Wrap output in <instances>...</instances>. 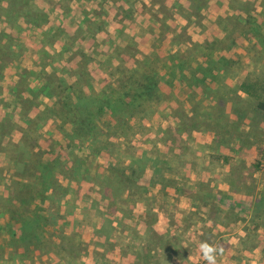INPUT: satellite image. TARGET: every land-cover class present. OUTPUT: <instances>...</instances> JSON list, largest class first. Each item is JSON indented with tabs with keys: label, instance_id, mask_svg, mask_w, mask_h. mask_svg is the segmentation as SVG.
<instances>
[{
	"label": "rangeland",
	"instance_id": "rangeland-1",
	"mask_svg": "<svg viewBox=\"0 0 264 264\" xmlns=\"http://www.w3.org/2000/svg\"><path fill=\"white\" fill-rule=\"evenodd\" d=\"M262 24L264 0H0V197L14 181L24 186L12 210L0 199V264H206L204 241L223 249L217 264H264V212L258 219L252 209L264 189V116L255 110L264 47L247 31ZM152 53L155 70L172 61L183 69L161 76L171 86L162 100L104 114L105 149L69 142L71 125L55 116L31 121L63 97L59 86L85 96L137 82ZM206 61L212 78L195 86ZM22 149L57 161L45 203L29 188L33 172L20 177ZM145 155L142 176L136 165L130 174ZM75 157L79 182L68 173ZM35 215L44 217L42 242L25 251L10 224ZM103 218L112 225L101 238Z\"/></svg>",
	"mask_w": 264,
	"mask_h": 264
},
{
	"label": "trees",
	"instance_id": "trees-1",
	"mask_svg": "<svg viewBox=\"0 0 264 264\" xmlns=\"http://www.w3.org/2000/svg\"><path fill=\"white\" fill-rule=\"evenodd\" d=\"M207 0H205L206 2ZM230 2V1H229ZM235 3L240 4L238 1H235ZM27 6V5H26ZM208 6V5H206ZM215 12L220 11V9H214ZM30 16L32 18H36L38 14L36 12H31ZM221 20V19H220ZM248 36L251 38L250 40L256 41V46H262L264 47V24H262L261 29L260 26H252L249 30H247ZM43 35V34H42ZM44 36V35H43ZM158 53H152L146 60V62L141 63V69L144 71H138V81L135 83H130L124 79H117L116 87H112V85H108L106 88L102 90L101 93H89L85 96H79V95H72L70 91H73V87H69V89H63V86H59L61 90H63V97L61 98H55V101L52 106H45L43 111H39V113L35 116L33 120H38L42 122V120H46L50 117L59 118L61 121L68 123L71 125V131L67 134V138L69 142H84L88 141L93 146H97L99 150L105 149L106 147H103V145L100 143L99 138L103 137V134L101 133L100 127L98 128V122L101 121L102 117L105 113H109L112 117H121L123 113L131 109L133 110V107H137L141 105L142 103H148L152 101L162 100L163 97L160 95L161 90L164 87H169L170 83L166 79L164 83L161 81V76L173 78L176 71L180 69L182 71L183 67L180 62L172 61V64L167 67L166 65L162 66L163 71L155 70L156 68L151 67V62L158 65V60L160 61V57L158 58ZM180 56L176 55L174 57L170 58H176L178 59ZM158 59V60H157ZM212 63H214L213 59ZM207 63V64H206ZM205 64H199L197 68V74H201L202 77H199L200 79H197L194 76V85L195 86H203L207 79H211V66L210 62L206 61ZM205 65V66H204ZM221 65V64H220ZM226 66V65H223ZM227 67V66H226ZM165 73L164 75H159L158 72ZM23 74L29 76H35L37 75L33 71H23ZM133 75L134 73L131 72ZM161 85H163L161 87ZM171 87V86H170ZM30 90V89H29ZM242 91L248 95L249 90L242 89ZM30 93L33 95L32 91L30 90ZM141 97V99H139ZM144 98V99H142ZM148 101V102H147ZM255 110L257 113H261L264 116V101H258L255 104ZM1 127V126H0ZM116 130H119V127H117ZM4 134H1V136ZM249 138V137H248ZM111 145V144H109ZM21 151H24L23 154V161L20 163L24 164V175H21V178H26V173L28 171H32L33 178H36L35 186H29L32 190L36 191L38 196L36 199H39L42 203H45L46 199H48V194L50 190H53L58 186L57 178L60 175V170L58 171V164L57 161H50L42 162L39 160L37 155L34 153L28 154L26 149H22ZM264 153V150L259 147L258 149V155H259V162H261L262 155ZM29 160V161H28ZM146 160L150 161L152 159H148L146 155L141 159H132L131 165L128 168L130 171V174L133 173V168L136 165L138 167V173L140 176L143 174V167L146 164ZM28 161V162H26ZM257 162L255 165V168L258 169L260 167V163ZM133 166V167H132ZM81 159L75 157L74 163H70L68 167V173L70 174V179L74 180V182H79L82 180L81 174ZM111 171L114 172L115 166L109 168ZM120 170V169H119ZM63 171V169H62ZM125 172H120L119 176L123 179L121 181L124 185H135V182L132 180L126 178ZM57 174V175H56ZM127 183V184H126ZM167 187H172L175 189V186L173 185H166ZM22 187H24L20 181H14L12 182V189H14L13 194L11 193V189L8 191L9 195L1 196L0 199L4 197V199H7L6 201V209L12 210L15 205L14 201H16V198L18 197L19 193L22 190ZM144 190V189H142ZM179 190V189H178ZM31 192V190H29ZM205 198V197H204ZM35 199V200H36ZM260 203H255L254 207L252 208L255 212V217H258V219H262L263 216L261 214V211L264 212V189L261 193L260 197ZM20 203V202H18ZM248 207H250V204L248 203ZM27 220H22L21 218H18V223H15L12 221L10 224V233H11V242L14 243L15 240H19L21 244L23 245V250H28L29 248H35L40 245L41 238L39 237V231L41 233V225L42 221L44 220V217L42 216H33L31 218H28L25 216ZM112 223L106 218L101 219L100 226L95 227V235L103 238L102 236L106 228L111 230Z\"/></svg>",
	"mask_w": 264,
	"mask_h": 264
},
{
	"label": "clouds",
	"instance_id": "clouds-1",
	"mask_svg": "<svg viewBox=\"0 0 264 264\" xmlns=\"http://www.w3.org/2000/svg\"><path fill=\"white\" fill-rule=\"evenodd\" d=\"M199 249L206 264H217V258L223 251L222 248H217L206 241L200 243Z\"/></svg>",
	"mask_w": 264,
	"mask_h": 264
}]
</instances>
